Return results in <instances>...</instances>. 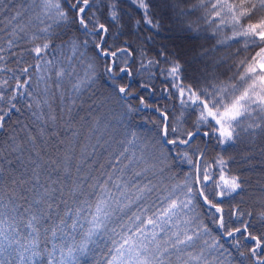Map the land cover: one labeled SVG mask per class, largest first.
Instances as JSON below:
<instances>
[{
    "label": "snow or ice",
    "instance_id": "snow-or-ice-1",
    "mask_svg": "<svg viewBox=\"0 0 264 264\" xmlns=\"http://www.w3.org/2000/svg\"><path fill=\"white\" fill-rule=\"evenodd\" d=\"M89 253L264 264V0H0V264Z\"/></svg>",
    "mask_w": 264,
    "mask_h": 264
},
{
    "label": "trees",
    "instance_id": "trees-1",
    "mask_svg": "<svg viewBox=\"0 0 264 264\" xmlns=\"http://www.w3.org/2000/svg\"><path fill=\"white\" fill-rule=\"evenodd\" d=\"M156 87L157 94L155 96H152L150 93L148 94L150 97V101L158 102L161 107L166 106V104H170V102L166 101L164 96L160 93V88L162 87V85L160 83H157ZM156 118V114H154L151 110H148L146 113L141 112L136 114L134 123L132 122L131 118H129V120L127 121V126L129 128H134L137 132L141 133L142 135H151L154 131V125L151 123V121ZM185 169L186 165H184L180 161H176L175 164L171 167V171L168 175H173L179 179H182ZM93 260L94 258L92 254L89 253L87 257H81V264H93Z\"/></svg>",
    "mask_w": 264,
    "mask_h": 264
}]
</instances>
